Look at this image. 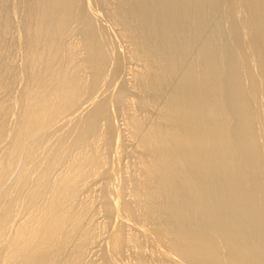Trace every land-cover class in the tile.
Segmentation results:
<instances>
[{
	"label": "bare ground",
	"instance_id": "bare-ground-1",
	"mask_svg": "<svg viewBox=\"0 0 264 264\" xmlns=\"http://www.w3.org/2000/svg\"><path fill=\"white\" fill-rule=\"evenodd\" d=\"M0 264H264V0H0Z\"/></svg>",
	"mask_w": 264,
	"mask_h": 264
}]
</instances>
